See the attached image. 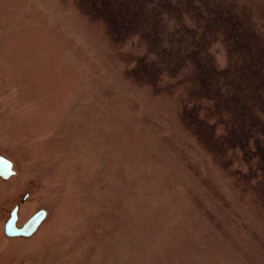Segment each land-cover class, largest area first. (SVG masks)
Masks as SVG:
<instances>
[{"label":"rangeland","instance_id":"rangeland-1","mask_svg":"<svg viewBox=\"0 0 264 264\" xmlns=\"http://www.w3.org/2000/svg\"><path fill=\"white\" fill-rule=\"evenodd\" d=\"M117 1L0 0V154L18 172L0 264H264L262 176L236 150L264 128V0H239L208 88L151 76L142 8L120 28ZM16 204L48 211L30 238L5 234Z\"/></svg>","mask_w":264,"mask_h":264},{"label":"trees","instance_id":"trees-1","mask_svg":"<svg viewBox=\"0 0 264 264\" xmlns=\"http://www.w3.org/2000/svg\"><path fill=\"white\" fill-rule=\"evenodd\" d=\"M116 2L118 3L117 0ZM129 3L138 14L142 8V16L139 14V21L130 33L149 47L148 53L142 59H146L145 64L150 75L158 77L159 83L164 80H177L176 83L182 85L200 78L192 84L203 82L206 85L207 77L201 75L206 67L214 63L212 48L219 42L223 45L225 26L234 22L232 18L234 11L239 9V0H119L117 9H112V15L109 16L115 26L121 28L128 25ZM100 6L108 10L112 7V0H89L87 10H100ZM159 83L155 86L157 90L158 87L161 89ZM221 88L215 86L205 90V99L217 104L219 97L215 92ZM221 92L224 93V88ZM238 98L242 107L254 104L258 108L257 103L252 104L253 98L250 97L251 101L240 95ZM183 104L188 106L189 100H184ZM243 133L248 138L245 143L235 144L236 150L242 154L246 164L252 166L256 163L257 171L251 175L256 177L261 174L259 185L264 189V128H253Z\"/></svg>","mask_w":264,"mask_h":264},{"label":"water","instance_id":"water-1","mask_svg":"<svg viewBox=\"0 0 264 264\" xmlns=\"http://www.w3.org/2000/svg\"><path fill=\"white\" fill-rule=\"evenodd\" d=\"M15 172L13 171V164L8 159L0 156V176L9 178ZM46 212L38 213L24 228L20 229L17 227V215L16 212L13 214V218L6 227L7 235L10 237L32 236L39 228L43 220L45 219Z\"/></svg>","mask_w":264,"mask_h":264},{"label":"flooded vegetation","instance_id":"flooded-vegetation-1","mask_svg":"<svg viewBox=\"0 0 264 264\" xmlns=\"http://www.w3.org/2000/svg\"><path fill=\"white\" fill-rule=\"evenodd\" d=\"M0 156L8 159L9 161L12 162L13 164V171L15 172L12 176H10L9 178H5L3 176H0V182H8V181H11L14 177H16L18 175V172L16 170V167H15V164L12 160H10L9 158H7L6 156L4 155H1ZM30 197V194H26L25 195V200H28ZM22 204H16L13 206V208L11 209L10 213H9V216L8 218L6 219L5 223H4V231H5V234L8 238L10 239H18V238H30L32 237L36 232H38V230L41 228V226L43 225V223L45 222V220L47 219L48 217V211L45 210V209H40V210H36L35 212H33L31 215H29L27 218L23 217V213H22ZM46 212V216H45V219L43 220V222L41 223V225L39 226L38 230L30 237H25V236H18V237H10L7 235V232H6V227L8 225V223L11 221V219L13 218V214L16 212V215H17V227L22 229L24 228L38 213H41V212Z\"/></svg>","mask_w":264,"mask_h":264}]
</instances>
